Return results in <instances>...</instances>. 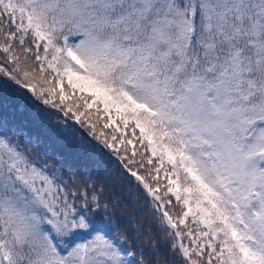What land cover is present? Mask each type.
I'll return each instance as SVG.
<instances>
[{
	"label": "trees",
	"instance_id": "16d2710c",
	"mask_svg": "<svg viewBox=\"0 0 264 264\" xmlns=\"http://www.w3.org/2000/svg\"><path fill=\"white\" fill-rule=\"evenodd\" d=\"M197 78L226 134L190 127ZM247 253L264 264V0H0V264Z\"/></svg>",
	"mask_w": 264,
	"mask_h": 264
},
{
	"label": "rangeland",
	"instance_id": "374dc122",
	"mask_svg": "<svg viewBox=\"0 0 264 264\" xmlns=\"http://www.w3.org/2000/svg\"><path fill=\"white\" fill-rule=\"evenodd\" d=\"M196 104L197 106L199 107V111L197 113V117L192 113V115L195 117L193 119V116L191 117L193 119V122L194 124L190 125L191 128H199L201 129L202 131H206L207 133L209 134H214V133H217V132H220L221 131V127H213L210 125V121L209 120H204L203 118L207 119L206 116H203L201 118V116L203 115L202 113H209V115H211V110L210 108H208V106L206 105V102L204 101L203 98H197V101H196ZM216 126H219V123H215ZM247 262L248 264H255L254 261H252L251 258H249V255L247 253Z\"/></svg>",
	"mask_w": 264,
	"mask_h": 264
}]
</instances>
